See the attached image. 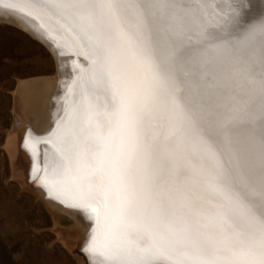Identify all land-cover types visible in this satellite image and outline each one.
<instances>
[{
	"label": "snow or ice",
	"instance_id": "6c2138e0",
	"mask_svg": "<svg viewBox=\"0 0 264 264\" xmlns=\"http://www.w3.org/2000/svg\"><path fill=\"white\" fill-rule=\"evenodd\" d=\"M0 6L72 57L24 147L35 187L92 220V264H264V0Z\"/></svg>",
	"mask_w": 264,
	"mask_h": 264
},
{
	"label": "rangeland",
	"instance_id": "374dc122",
	"mask_svg": "<svg viewBox=\"0 0 264 264\" xmlns=\"http://www.w3.org/2000/svg\"><path fill=\"white\" fill-rule=\"evenodd\" d=\"M14 26L0 21V264H92L83 255L80 242L88 237L77 234L75 215L60 210V203L48 199L31 178L24 184L19 181L22 171L16 167L10 142L20 134L25 139L29 130L33 135H47L63 114L56 107L67 100L69 83L55 71L48 50ZM37 79H47L51 89L56 87V93L48 96L56 118L42 126L25 113L19 115L15 101L18 83Z\"/></svg>",
	"mask_w": 264,
	"mask_h": 264
},
{
	"label": "bare ground",
	"instance_id": "6f19581e",
	"mask_svg": "<svg viewBox=\"0 0 264 264\" xmlns=\"http://www.w3.org/2000/svg\"><path fill=\"white\" fill-rule=\"evenodd\" d=\"M3 10L5 9L0 7V15L5 13L3 18H1L0 21L3 20L4 22H8V23H11L19 27L20 29L29 33L32 37H35V39L40 41L42 44H44L45 47L51 52V55L55 61V65H56L59 76H61L63 79H66V82L68 81L70 85L72 83L73 77L76 74V70L70 62L72 60V57L61 56L60 52L63 49L55 47L54 42L47 38L46 33H44V31L39 28V25L36 23L35 20H32L30 17H27L23 13L18 12V11H12V10L6 11L5 10L6 12H3ZM52 82L54 83L55 81H52ZM55 89H51L47 79H43V80L37 79L35 81L19 82L17 91L15 93L16 108H17L19 115L22 114L23 116L25 113L26 115L25 117L28 116L29 119H31L34 123L36 122L39 126H42L44 123H47V122L51 123V121H53V119L56 118L55 113L54 114L52 113L56 112V109L60 112L61 111L63 112L66 106L65 103H62V105L59 104L56 107V109H54L52 108L54 104L53 103L49 104L48 96L56 93ZM31 120L29 122H31ZM22 128H26V126ZM23 140H24L23 134H20L18 137H16L10 142V146H9L10 152L14 156L16 167L20 171H22V174L19 176V181L21 184H24L26 180H29L31 178V171H32V157L28 153L26 148L22 146ZM62 209L68 211V214H69V211H71L75 215L73 220H75V223H76V232L78 231L77 234L80 233L85 238L87 237L89 238V234H90L89 227H90V224L91 225L93 224V222L90 223L92 220L88 218L85 212L82 210L67 207L60 203V210ZM87 241L83 239V241L80 242V244H82L81 246L85 247L87 245Z\"/></svg>",
	"mask_w": 264,
	"mask_h": 264
},
{
	"label": "water",
	"instance_id": "95a60500",
	"mask_svg": "<svg viewBox=\"0 0 264 264\" xmlns=\"http://www.w3.org/2000/svg\"><path fill=\"white\" fill-rule=\"evenodd\" d=\"M249 2H251V0H249ZM1 8H3L2 6H0ZM4 23H7V24H9V25H12V26H14L13 24H11V23H8V22H4ZM37 23V22H36ZM38 24V23H37ZM14 27H16V26H14ZM17 28V27H16ZM18 29H20V28H18ZM21 30V29H20ZM22 32H24L25 34H27L28 36H30L32 39H34L35 41H37L38 43H40L43 47H45V45L44 44H42L40 41H38L37 39H35V37H32L29 33H27L26 31H23V30H21ZM46 48V47H45ZM47 49V48H46ZM48 50V49H47ZM48 52L50 53V55H51V52L48 50ZM51 57H52V55H51ZM53 58V57H52ZM55 71H56V65H55ZM87 259V258H86ZM88 260V259H87ZM88 263H89V260H88ZM90 264V263H89Z\"/></svg>",
	"mask_w": 264,
	"mask_h": 264
}]
</instances>
